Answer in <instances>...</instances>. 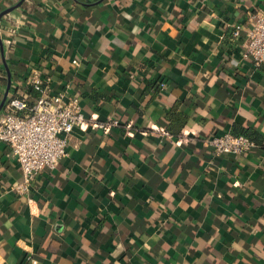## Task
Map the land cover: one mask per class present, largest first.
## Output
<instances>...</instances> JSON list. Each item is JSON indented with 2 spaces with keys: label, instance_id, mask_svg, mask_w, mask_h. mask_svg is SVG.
<instances>
[{
  "label": "crops",
  "instance_id": "crops-1",
  "mask_svg": "<svg viewBox=\"0 0 264 264\" xmlns=\"http://www.w3.org/2000/svg\"><path fill=\"white\" fill-rule=\"evenodd\" d=\"M255 11L264 0H0V105L35 66L89 122L27 195L0 142V264H264V63L241 55ZM108 119L130 130L94 128ZM236 124L263 147L215 156L204 141Z\"/></svg>",
  "mask_w": 264,
  "mask_h": 264
},
{
  "label": "built area",
  "instance_id": "built-area-1",
  "mask_svg": "<svg viewBox=\"0 0 264 264\" xmlns=\"http://www.w3.org/2000/svg\"><path fill=\"white\" fill-rule=\"evenodd\" d=\"M249 21L252 28L245 35L241 55L260 66L264 63V13L252 12ZM242 36L243 26L235 24L231 40L239 41ZM5 43L12 45L11 40ZM73 63L78 65L77 61ZM25 82V92L8 95L0 112V142L11 148L23 174V181L13 189L17 195L29 194L32 184L44 170H56L68 156L69 139L74 130L89 124L83 114L80 98L65 93H51L35 66L31 68ZM165 87V83L160 84L161 89ZM93 126L104 132L120 127L130 130V126H123L117 119L96 122ZM162 133L169 135L164 130ZM204 144L215 156H242L258 148L245 135L231 133L209 138Z\"/></svg>",
  "mask_w": 264,
  "mask_h": 264
},
{
  "label": "trees",
  "instance_id": "trees-1",
  "mask_svg": "<svg viewBox=\"0 0 264 264\" xmlns=\"http://www.w3.org/2000/svg\"><path fill=\"white\" fill-rule=\"evenodd\" d=\"M151 90H153L156 94L159 91V87H157L156 85H151ZM147 92H149V89L147 90ZM179 106L180 103H176V105L170 110L167 115L168 125L166 127V130L174 136H177L181 133V131L187 125L189 119L185 113L178 111ZM232 134L245 135L250 140L254 141L258 145V147H263V139L251 128H242L236 124L234 125Z\"/></svg>",
  "mask_w": 264,
  "mask_h": 264
},
{
  "label": "water",
  "instance_id": "water-1",
  "mask_svg": "<svg viewBox=\"0 0 264 264\" xmlns=\"http://www.w3.org/2000/svg\"><path fill=\"white\" fill-rule=\"evenodd\" d=\"M19 7H20V5L17 6V8H19ZM15 9H16V8H12V9H10V10L4 12V13L2 14V16L6 15V14H8V13H11V12L14 11ZM9 90H10V85H9L8 90H7V93H6V95H5V97H4L3 101H2V103H1V105H0V112L2 111V109H3L4 105H5V102H6L7 97H8Z\"/></svg>",
  "mask_w": 264,
  "mask_h": 264
}]
</instances>
